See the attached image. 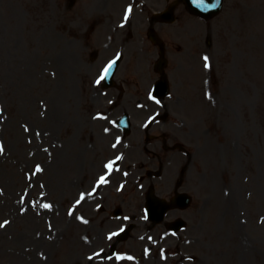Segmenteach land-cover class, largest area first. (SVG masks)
I'll return each instance as SVG.
<instances>
[{
  "label": "rangeland",
  "instance_id": "1",
  "mask_svg": "<svg viewBox=\"0 0 264 264\" xmlns=\"http://www.w3.org/2000/svg\"><path fill=\"white\" fill-rule=\"evenodd\" d=\"M67 16L66 0H0V264L114 262L89 258L106 247L97 242L98 226L89 211L74 209L75 197L91 189L86 171L94 155L82 142L89 130L81 134L89 77L79 84ZM191 32L200 55L191 63L195 69L185 70L184 64L178 70L183 80L174 81L183 96L191 88V106L186 102L179 109L178 121L192 131L199 156L183 181L190 171L208 179L203 241H210L191 248L189 228L166 238L158 229L135 230L118 251H129L140 263L189 258V251L233 258L231 245L218 247L219 224L228 223L226 239L241 218V264H264V0H226L207 30L193 24ZM82 59L81 70L97 72L87 55ZM98 169L99 163L93 167ZM190 184L196 191L197 183ZM128 207L132 211L131 202ZM34 238L40 240L33 243Z\"/></svg>",
  "mask_w": 264,
  "mask_h": 264
},
{
  "label": "snow or ice",
  "instance_id": "2",
  "mask_svg": "<svg viewBox=\"0 0 264 264\" xmlns=\"http://www.w3.org/2000/svg\"><path fill=\"white\" fill-rule=\"evenodd\" d=\"M127 11L130 13V12H131V7H129ZM125 20H127V15L125 16ZM203 59L205 60V67H206V68L209 67V64L207 63V61L209 60V58H208L207 56H204ZM114 64H115V61H112V62H110V63L108 64V66L104 69V72H103V74L101 75L100 79H98V80L96 81L97 84H99V83H100V80L104 79L105 76L108 75L109 70L112 68V66H113ZM2 152H3V147L0 146V153H2ZM118 159H119V158H118ZM112 166H113L112 163H109V164L106 165V167H107L109 170L112 169ZM37 170H40V169L38 168ZM100 182H101V183L106 182V181H105V178H104V177H101V178H100ZM42 207H44V208H50L51 205H49V204H44V205H42ZM5 223H7V222H5ZM0 227H3V225H0Z\"/></svg>",
  "mask_w": 264,
  "mask_h": 264
},
{
  "label": "bare ground",
  "instance_id": "3",
  "mask_svg": "<svg viewBox=\"0 0 264 264\" xmlns=\"http://www.w3.org/2000/svg\"><path fill=\"white\" fill-rule=\"evenodd\" d=\"M56 123H58L57 120H56ZM26 239H27V237H26ZM39 240H40V238H34L33 243H37V241H39Z\"/></svg>",
  "mask_w": 264,
  "mask_h": 264
}]
</instances>
